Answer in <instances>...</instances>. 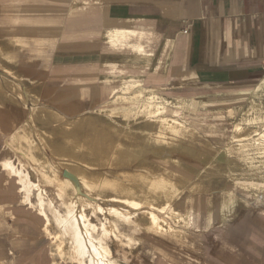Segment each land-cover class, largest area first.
I'll return each mask as SVG.
<instances>
[{"label": "crops", "instance_id": "0c3cea01", "mask_svg": "<svg viewBox=\"0 0 264 264\" xmlns=\"http://www.w3.org/2000/svg\"><path fill=\"white\" fill-rule=\"evenodd\" d=\"M16 78L26 99L28 92L41 94L36 96L66 116L102 110L116 100L110 112L134 110L119 102L134 97L137 84L173 101L203 100L212 107L198 116H211L232 135L230 109L247 110L253 102L264 107V0H0V264L49 263L44 223L29 216V204L13 206L20 204L21 185L3 166L11 161L4 159L9 136L32 105L14 91ZM11 116L19 123L12 135L4 125ZM210 142L217 148L210 194L214 205L220 197V219L201 236L211 234L204 241L208 258L212 264H264V163L253 177L241 156H219L226 140ZM180 158V173L188 179L209 163ZM228 192L238 197L230 210L235 216L220 221V202Z\"/></svg>", "mask_w": 264, "mask_h": 264}, {"label": "bare ground", "instance_id": "6f19581e", "mask_svg": "<svg viewBox=\"0 0 264 264\" xmlns=\"http://www.w3.org/2000/svg\"><path fill=\"white\" fill-rule=\"evenodd\" d=\"M143 65L145 64L143 63ZM19 80L17 78L15 80L16 84L13 85L15 87L14 91L17 90L20 93L18 95L22 102L26 105H28L29 102H32V106H27L25 121L11 137V143L18 142L19 144H17L20 145L21 138H23L25 141L22 143L24 144L23 148L27 149L28 147L31 150L30 152L26 150L27 153L23 151V154L27 159H30V157L34 158L35 153H37V155L44 156V158L49 157L51 154L45 151L46 147L52 146V144L49 142H42L50 141L47 123L44 118L46 112L45 110H39L50 106L53 108L55 107L52 106L51 103L43 102L36 95H29V92L28 96L30 98L26 99L24 89L22 88L23 86H21V83L18 82ZM139 87L140 89L132 99L133 101H137L139 103V106H135L136 108H139V111L135 112V120L139 121V131H135L133 129V125L125 126V122H127L130 118L129 116H131L129 114V110H112L109 116H103L99 113L95 116V113L82 112V114L78 117H67L66 115H63L61 111H57V113L62 115L61 118H57L62 126L77 123L78 125L88 124V126L92 127V131L88 133V145L86 142H83L85 139L82 141L83 143L81 142L82 147L88 148V153L98 156L107 155V158L105 160L102 159V161L111 165L121 164V166L116 167L117 172L120 171L125 173L128 178L136 179L138 181L121 180L113 183L112 186L116 188L114 192H100L98 188L102 186V184L100 181H96L102 178L100 176L102 171L105 170L102 168L90 169L88 167V170L90 171H88V199L86 200L82 199L80 196L85 194L84 189L86 187L85 178L82 177V172L86 171L84 159L79 162L81 165V171L78 167L73 168L66 166L64 160L61 159L51 160L54 163V167L49 169L47 168V163H49L48 159H42L41 162H43V169H41V171L47 181L54 183L56 187H58L57 198L59 199L58 202L61 203V206L64 207L62 209V207L57 204L56 199L50 196L47 188L41 183L33 180L31 173L23 164L17 165L12 160L5 161L3 164L4 168L8 172L18 177L21 185V192L24 193L23 201L37 209V215L41 218V220H43L44 230L50 235V239L55 244L57 252L61 256H67L70 264H131L130 261L124 259V253L122 254V251L120 250L121 248L119 249V247H129L130 251H133L135 245L141 241V239L137 236L141 232H144L145 234H150L151 232L158 234L164 232L170 233L174 230L176 232V228L165 219L166 215L173 216V218L179 222H185L187 217H190L188 221L196 230L195 232L207 231L210 228L211 221H213V216H211L210 208L207 207L208 203L206 200V194L212 193L213 191V178L211 179V176H203L204 178H202V175H198L195 179H188L184 177V175L171 172V170L166 167H160L159 176L132 174L135 165L140 166L139 169L137 167L136 168L142 172H153L151 166L149 165L151 161L150 155L176 159L172 155L178 154V141L183 138L195 142L199 140V137H202V142L206 141V143H208L207 145L205 144L204 147L209 145L212 146L209 140L218 136V123L205 122L203 124H199V126L202 125L204 128H201L202 126L198 128L196 125L189 124L188 122L190 121L191 123L197 124L198 118L200 117L198 116V113H201L200 111L207 110L212 106L208 104V102L198 99L177 101L169 100L167 97L165 98V96H162L157 92L149 91L142 84H140ZM129 89L130 88H128V90ZM194 103H196L197 109L194 117L190 119L178 117V114L180 113L175 111L174 107H189L193 106ZM222 107L220 106V108ZM257 108H260V104L253 102L247 110L245 109V106L242 105L238 112H236L235 109H230L229 114L233 116L235 113H241V117L243 118L242 120H245V116H249ZM121 113L125 115V122L123 121V125L117 124V122L120 121L116 120L117 115ZM138 115L141 116L138 117ZM259 118L263 117L257 113L255 116H252L251 119L259 120ZM40 124L42 126H40ZM236 127L235 130H233L235 132L232 135L229 134L227 138L228 146L225 144L226 147L224 146L225 148L222 147L223 149H220L222 152L219 156L225 158V160H228L232 154H237L239 157L251 156L252 162L256 158L264 156V129L262 132L260 131L255 134H250L243 131V128H239L238 125ZM201 129L206 133L205 135H203ZM149 139L155 140L157 142L155 145H159L161 147L157 150L154 149L151 144H140L139 142L140 140L146 141ZM203 139L205 140L203 141ZM31 141L37 142V145L39 146V149H37L36 152L31 148ZM94 141L97 143H93ZM78 142H74L73 147H76ZM15 145L13 144L12 146ZM251 145L256 147H252V149H250ZM58 147L52 149L53 156H86V151H83L84 153H77L75 151L63 152ZM214 151L215 150L209 148L201 150L190 149L188 153L197 157L202 156L205 159L213 160L212 154ZM217 154L218 153H216V156H218ZM237 157L238 156L235 158ZM256 163L257 162H255V164ZM252 164L254 166V163ZM250 166L252 167V165ZM211 168L213 169V166H210V164L207 163L206 167L200 171L209 173ZM258 170L257 165L252 169L253 172ZM58 171L69 174L73 183L76 184L80 190L77 191L73 188H67L64 179L57 176ZM193 171L198 172L196 169ZM91 172L93 173L90 175ZM108 173L110 174V172ZM49 175L52 177H49ZM89 179L92 181L90 182ZM142 179H147V181ZM246 181L247 180H245V182ZM240 184L248 189L251 187L250 184L243 183V181ZM186 189L189 190L191 194L192 192L194 193V191H198L194 193L197 194L198 197L191 198L190 196L192 201H194V206L191 208L189 207L190 210L184 213V203L187 196H184V192ZM67 191L69 192V200H66L65 198V193ZM237 199L238 197L236 195H233L232 193L230 194L229 192L227 194L225 193L222 202H220L222 203L220 211L222 219L235 216L234 212H231L230 210ZM125 227H128V229ZM52 229H56V232H51ZM138 229L141 231H137ZM143 239L145 240V238ZM159 251L162 253L161 250Z\"/></svg>", "mask_w": 264, "mask_h": 264}, {"label": "rangeland", "instance_id": "374dc122", "mask_svg": "<svg viewBox=\"0 0 264 264\" xmlns=\"http://www.w3.org/2000/svg\"><path fill=\"white\" fill-rule=\"evenodd\" d=\"M136 86H137L136 90L138 91L140 89V87H139L140 85L137 84ZM29 87H30V91H34L35 90V86L32 85L31 81L29 82ZM127 91L130 94H132L133 89L131 88L130 90H127ZM36 94L37 93H33V95H36ZM37 95H41V94H37ZM132 99H133V97L132 98L130 97V98L124 99L123 101L120 100L121 102H119V105H123V107H126V109L127 108H131V109L134 108V110H130L129 114L131 116H129L130 118L127 120V122H125V115H121V114L117 115L116 120L121 122V123L117 122V124H122L123 125V121H124L125 122V126L133 125L134 126L133 129L135 131H139L138 130V122L139 121L135 120V117H136L135 116V112L139 111V108H136V107L139 106V103L137 101L136 102L133 101ZM41 100L43 102H45V103H51V105L53 106L52 101L47 100V99H41ZM115 102L117 103L118 101L116 100V101H114V103ZM114 103H112L113 104L112 106L104 107L102 110L98 109V110H95V111L88 112V109H85L82 112L83 113H85V112L95 113L96 114L95 116H97L98 113L102 114L103 116H109L107 113H109L110 110H108L107 108L117 105L116 103L114 105ZM31 106L32 105H30V107ZM174 109H175V111L180 113V114H178V117H185L187 119H190V118L194 117L195 114H196L195 112L197 110L196 109V103H194L193 106H189V107L188 106L174 107ZM258 109H259V111H258ZM42 110H45V112H46V115L44 116V118H45V122L47 123L48 136H49V140H50V141H42V142L43 143H48L49 142V143L52 144V146H54V147H52V146H47L46 147V151L45 152H47V153H49L51 155H49V157L44 158V156L37 155V153H35L34 154V158L30 157L31 160L27 159L26 156L23 154V151H25L27 153V151L30 152L31 150L28 147H27V149L23 148L24 144H22V143L25 142L23 140V138H21L20 145H18L19 144L18 142L11 143V137L9 136L11 144H10V147L8 145L6 147H4V153H5L4 159L5 158L6 159H11L14 162H16L17 165H22L23 164L28 169V171L31 173V177L33 178V180H35L38 183H41L42 185H44L47 188L50 196L56 199L57 204L60 207H62V209L64 207L61 206V203L58 202L59 199L57 198V191H58L57 188L58 187H56V185L54 183H50L49 181H47L44 178V175H43V173L41 171V169H43V162H41L42 159H48L49 163H47V166H48L47 168H49V169H52V167H54L53 166L54 163L51 160H53V159L54 160L55 159H58V160L61 159V160H64V162L66 163V166L73 167V168L78 167L80 171H81V165H80L79 162L84 159V163L86 165V171L82 172V177L85 178L86 187L84 189L85 190V194L84 195H80V196H81L82 199H86V200L88 199V174H89L88 171H90V170H88V167L90 169L91 168H95V169L102 168L103 170H105V171H102L101 176L99 175L102 178H100V180L96 181V182L100 181V183L102 184V186H100L98 188V190H100V192L101 191L102 192H108V191L109 192H114L116 190V188L112 186L113 183H116V182L121 181V180L122 181H138L136 179L128 178V176H126L125 173H122L120 171L117 172L116 167L121 166V164H118V165H113L112 164L111 165V164H108V163L106 164V162L102 161V159L105 160L107 158V155H101V156L100 155L99 156L98 155H92V154L88 153V148L87 147H82V143L83 142H86V144L88 145V133H90L92 131L91 130L92 127L88 126V124L87 125H81V124L78 125L77 123H74V124H71V125H65V126L63 125L62 126L60 121L57 120V118H59V117L61 118V116H62L60 113H57L58 109L56 110V108H53V107L50 106V107H47L45 109L42 108L39 111H42ZM182 110H183L184 114L182 113ZM202 111H200V112H202ZM82 112L81 113H77L74 116H67V117H78L79 115L82 114ZM133 113H134V115H133ZM257 113H259V115L263 113V115H264V107L263 108L262 107L261 108H257L254 112H252L250 114L251 116L250 115L249 116H245V120H242L243 119L241 117L242 114L233 115L231 117L228 116L229 117L227 119L228 131H230V133L233 134L234 133V131H233L234 127H236L238 125V127L239 128H243L242 130L246 131V133L255 134V133L260 132V131L262 132L263 129H264V119L263 118H259V120L258 119H254V120L251 119L252 116H255V114H257ZM140 116L138 115V117H140ZM249 117H250V120H249ZM17 118H18L17 116H11L9 121L8 120H4V121H6V123L3 122V123H5L4 125H6L8 127V133L10 134L12 132L11 135L15 132V130H16L15 128L19 124L18 121H16ZM188 122H189V124L196 125L198 128H200L202 126V125L199 126V124H203L205 122L218 123V131H219V133H218L217 138L227 141L229 133H227L225 131L226 128H225L224 124L223 123H219L217 121H212L211 120V116H207V118L199 117L198 121H197V124L196 123H191L190 121H188ZM40 126H42V125L40 124ZM201 128H204V126H202ZM201 131L203 132V135L206 134L202 129H201ZM201 139H202V137H199V140H197L195 142L189 141V140L184 139V138L181 139L180 141H178V144H179V146H178V154L172 155L176 159L164 158V157H158V156L150 155L151 158L150 157L149 158L151 159V161H150L149 165L151 166L153 172H150V173L142 172L141 170H137V168L139 169L140 166L135 165L134 166V171L132 172V174L133 175L144 174V176H153V175L159 176L160 175V172H159L160 167H166L169 170H171V172H173V173L175 172V173H179L181 175H183V174L186 175L187 173H180L182 171V166L179 163V160H181L180 157L183 156V158H186V159L197 158V159L201 160L203 158L202 156H200V158H199V157H197V156H195V155H193L191 153H188V151H190V149H196V150H201V149H205V148H209V149H212V150H216L217 149V148H215V147H213L211 145L204 147V145L205 144L207 145L208 143H206V141L202 142ZM204 140L205 139H203V141ZM78 141H80V142H78ZM71 142H72V144H71ZM74 142H78L76 147H73ZM139 142H140V144H146V143L151 144V145H153V148L157 149V150L161 147L159 145H155V144H157V142L155 140H153V139H149V140H146V141L140 140ZM93 143H97V142L94 141ZM13 144L14 145L16 144V145L12 146ZM30 144H32L31 148L33 149V151L36 152V150L39 149V146L37 145V142L31 141ZM59 145H61V146H59ZM55 147H58L63 152H66V151L67 152H73V151H75L77 153H84L83 151H86L85 152L86 156L85 157H80V156H78V157H74V156H58V155H54L53 156L52 155L53 154L52 149L53 148L55 149ZM252 147L254 148L256 146L251 145L250 149H252ZM263 151H264V149H263ZM232 155L235 156L236 154H232ZM247 157H242V160L244 158L245 159L247 158L246 160L244 159L243 161L244 162H248V165H249L248 167L251 169L252 176L253 177L257 176L258 177L260 175V173L253 172L252 169L256 165L259 168H261L262 167L261 165L264 163V159H262V157H260V158H256L252 162V159H251L252 157L251 156L250 157L247 156ZM202 160H204L206 162H209L210 166H212V161L213 160H209V159H202ZM173 162H175V163H173ZM251 162L254 163V166H253V164ZM255 162H257V163L255 164ZM214 163H213V165L218 167V164H216L218 162L215 161ZM250 165H252V167ZM201 166L202 165H200L199 167L201 168ZM220 170L219 169L216 170L217 173ZM154 171H157V172H154ZM213 171L214 170L211 168L209 173L205 172V171L204 172L200 171L201 173L198 174V175L199 176L202 175V177L203 176H212L213 175ZM108 172H110L111 175ZM92 173L93 172H91L90 175ZM52 175H55V174H52ZM57 176L58 177L60 176L61 178L64 179L65 185L67 186V188H73L74 190H77V191L80 190L79 187L76 184L73 183V181L71 179V176L69 174H67L65 172H62V171H58ZM189 176H191V175H189ZM49 177H52V176L49 175ZM50 179H52V178H50ZM142 180L147 181V179H142ZM89 181L91 182L92 180L89 179ZM222 182H224V181H221V183ZM246 188H244V189H246ZM247 190L253 193V190H251L250 188L249 189L247 188ZM243 191H245V190H243ZM195 192H198V191H194V193ZM194 193L192 192V194H191L190 191L187 190V189L184 192V196H186V195L188 196V197L186 196V198H185L186 199L185 200L186 204L184 203V208H185V210H183L184 213H186L188 210H190V208L192 206H194V201H192L191 198L198 197V195L194 194ZM208 194H206V200H207V203H208L207 207H209L210 210H211V216H213L212 217L213 221H211L210 228L207 231H205V232H208L209 230L212 231V229H211L212 226L214 224L218 223V220H219V211H218L219 206H218V204H219V198L220 197L218 195H216L215 199H216V203L217 202L218 203H217V205H214V203H213V199H214L213 195H211L210 193H208ZM23 195H24V193L22 192L17 197V200L19 201L20 204H14L13 206H18V207L22 206L23 208L27 209V207H28L27 203L25 204L22 201V196ZM210 195H211V197H210ZM190 196H191V198H190ZM65 198H66V200H69V192L68 191L65 193ZM209 198L211 199V202H210ZM28 212H29L28 213L29 216L32 217L33 220H35L36 219L35 217H37V219H39L42 222V224H43V221L37 215L38 211H37L36 208H29ZM12 214L15 215L14 213H12ZM165 219L168 220V222L171 223L176 228V232H175V230L173 232H170V233H165L164 232L165 234L164 233L158 234V233H155V232H151L152 234L151 233L150 234L146 233L147 235L144 232H141L140 234L137 235L138 238L141 239V241L138 244L135 245V248H134L133 251H130L129 247L128 248L127 247H124V248L123 247H119V249L121 248L120 250L122 251V254L124 253L123 254L124 259H126L127 261H130L131 264H200V263L201 264H212V262H213L212 258H208L209 257V251L206 249V244L207 243L204 242L205 239L207 240L208 236L211 235V234H208V236L206 234L205 238L202 241L201 236L203 235V231H202V233L201 232H195L196 230L192 227V225H190V222L188 221L190 219V217H187V220H185V222L184 221L183 222L176 221L173 218V216H169V215H166ZM221 221H223V219ZM125 228L128 229V227H125ZM137 231H141V230L138 229ZM51 232H53V233L56 232V229H52ZM41 233L45 237V239H44V240H46L45 244H46V247H47L48 251L51 252L52 259L50 260L49 263H48L47 260L38 259V261H36L35 264H44L45 261H46L47 264H70V262L68 261L67 256H61L57 252L55 244L50 239V235L48 233H46V231L44 229H43V232H41ZM153 233H155V234H153ZM167 237H169V238H167ZM143 238H145V240ZM159 250H161L162 253H160ZM152 251H153V253H152ZM14 263H15V261H14Z\"/></svg>", "mask_w": 264, "mask_h": 264}]
</instances>
